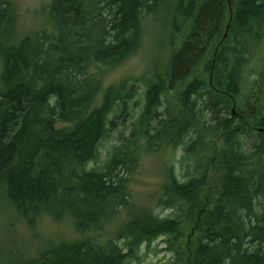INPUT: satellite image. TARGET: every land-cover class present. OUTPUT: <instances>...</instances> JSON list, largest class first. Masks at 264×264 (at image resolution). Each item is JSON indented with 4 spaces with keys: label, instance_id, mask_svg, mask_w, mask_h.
Masks as SVG:
<instances>
[{
    "label": "trees",
    "instance_id": "1",
    "mask_svg": "<svg viewBox=\"0 0 264 264\" xmlns=\"http://www.w3.org/2000/svg\"><path fill=\"white\" fill-rule=\"evenodd\" d=\"M160 1L52 0V30L12 41L13 7L0 0V197L25 217L58 206L96 231L28 264H137L159 236L172 259L158 264H264V0H175L164 72L105 168H88L136 96L126 80L99 95L91 70L129 56L140 13ZM168 148L192 163L182 180L166 167L154 206L171 214L145 208L100 240L130 206L119 167Z\"/></svg>",
    "mask_w": 264,
    "mask_h": 264
},
{
    "label": "rangeland",
    "instance_id": "2",
    "mask_svg": "<svg viewBox=\"0 0 264 264\" xmlns=\"http://www.w3.org/2000/svg\"><path fill=\"white\" fill-rule=\"evenodd\" d=\"M14 12V30L12 41L22 36L31 35L37 31H51L49 20L50 3L52 0H8ZM175 0H161L154 11L144 10L140 13V38L135 50L124 60L114 66L98 64L92 68L95 80L100 81L101 95L106 88L117 86L123 80L135 81L136 96L130 102L131 115L127 116L124 124L116 119L113 127L108 128L102 137L96 161H90L88 168H105L115 145L119 144L122 137L130 132L131 125L139 114L144 101V92L148 84L156 74L164 72L167 59L172 52V8ZM100 77V78H99ZM94 78V77H93ZM130 86V85H128ZM97 99L95 103H99ZM137 101L134 105L133 102ZM114 112L109 118L115 117ZM182 149L172 151L147 150L133 168L119 167V175L127 179L130 206L118 209V214L111 222L104 226V232L100 231V240L105 241L108 234L118 230L120 223L128 217L142 212L145 208L153 207L154 213L160 217L171 214L169 208L155 207V198L161 191L162 183L166 176V167L173 163L174 171L179 179L187 173L186 167L192 163L185 160L181 163ZM186 178V176L184 177ZM0 197V264H28L38 259L47 248L62 241L82 240L92 236L90 232H79L73 224L72 218L65 215L60 207L53 205L50 213L40 212L28 217L19 214L17 210L3 202ZM52 213V214H51ZM56 214L62 215L60 218ZM73 222V223H72ZM188 230H186L187 232ZM96 234V233H95ZM188 233H185L187 235ZM186 238V237H185ZM184 238V240H185ZM164 236H159L148 246L141 245L139 250L141 261L137 264H158L171 261L172 252L166 249ZM34 263H37L35 262ZM131 264H136L132 261Z\"/></svg>",
    "mask_w": 264,
    "mask_h": 264
},
{
    "label": "water",
    "instance_id": "3",
    "mask_svg": "<svg viewBox=\"0 0 264 264\" xmlns=\"http://www.w3.org/2000/svg\"><path fill=\"white\" fill-rule=\"evenodd\" d=\"M234 111V110H233Z\"/></svg>",
    "mask_w": 264,
    "mask_h": 264
}]
</instances>
